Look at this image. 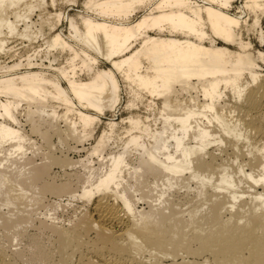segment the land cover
I'll list each match as a JSON object with an SVG mask.
<instances>
[{
  "label": "bare ground",
  "instance_id": "obj_1",
  "mask_svg": "<svg viewBox=\"0 0 264 264\" xmlns=\"http://www.w3.org/2000/svg\"><path fill=\"white\" fill-rule=\"evenodd\" d=\"M80 1L0 0V186L20 188L0 222L27 236L33 188L84 202L0 264H264V0ZM122 94L130 116L95 136ZM91 139L97 167L54 153Z\"/></svg>",
  "mask_w": 264,
  "mask_h": 264
},
{
  "label": "rangeland",
  "instance_id": "obj_2",
  "mask_svg": "<svg viewBox=\"0 0 264 264\" xmlns=\"http://www.w3.org/2000/svg\"><path fill=\"white\" fill-rule=\"evenodd\" d=\"M81 1L75 6H82ZM239 5H241L240 2H239V4L234 6L235 11H238L237 9H239V7L241 8V6H239ZM63 6H72V5H63ZM70 13H73V11H70ZM142 15H143V13H140L138 15V19ZM251 40H252L254 47L256 49L264 50V46L261 47V45L259 44L258 39L256 37L251 36ZM18 41H20V43ZM21 42H22L21 40H14L12 43V46L15 47L16 51H19L22 53V55H24L23 59H25V57L27 58L28 56L35 55V53H34L35 51L33 48H31L28 53H25L23 50L24 46H28V45H23L24 43L22 44ZM245 42H248V41H245ZM16 59H18V57ZM4 60L5 59H3L2 62H4ZM6 63L7 64L11 63V61L7 60ZM263 71H264V67H263ZM127 100L128 99H127L126 95L122 94L121 102L116 107V109L114 111H106L105 112V115L101 118L100 125H98L96 130H95V136H97L99 133L102 132V130L105 128V124L107 122L114 120L115 122L119 123V122H121V120L126 119V118H128V116H130L129 115L130 110H127V108H126ZM149 111L150 110L148 108H145V106L140 105L137 108H135L134 110H131V114L136 113L142 117H146L148 115ZM26 130L31 135L29 127H26ZM33 140L36 141L39 146H41L38 148H42L43 146L44 147H43V149L34 148L32 150H28L27 156L30 158H33L36 165H38V167L41 168L46 163V160L44 158L46 157L48 152L45 150L46 149L45 145H44L45 142H43L42 138L40 139L38 135L34 134ZM55 142H56V139H55ZM94 142H95L94 139H91L90 141L85 142L84 146H83L84 149H82L80 144L78 146V144H76L74 142H70L71 147H76L78 149H75V151L73 149L71 151H68V150H66L67 148L63 150V148H65V147H63L62 149H61V147L60 148L58 147V148H56V150H54V153L56 156L61 157V158H63L64 156L65 157L67 156V158L72 160L73 162H77L78 160L86 159L87 157H89L88 158L89 162H90L89 165L97 167L99 165V161H100L99 158L98 157L95 158V156L91 157L89 154H87L88 149L91 148V146L94 144ZM37 150H39V151H37ZM109 153H110V150L107 148L106 152L104 153V157H107ZM26 168L29 169L31 167H26ZM80 168H81L80 165H78L76 168H72V169L68 168V169L64 170V169H61L59 166H54L52 168V170L50 171L49 177H47L46 180L49 182L54 180L56 182V184H61L65 181H67V179L70 177V176H67L69 173H72L75 171H81ZM10 169L8 170L9 171L8 173H10V175H15L16 173H18L17 172L18 169H16V166H14ZM73 179H75V177ZM74 186L75 187L77 186V183L75 180H74ZM19 189L20 188L16 187L10 195L11 196L20 195ZM36 189L33 188V189H31V191L28 192V195L25 199V203H27V205L21 207L22 210L26 211L25 215H27V212H31L33 215L32 224H29V226L27 225L24 227L25 230L27 231V234H26L27 236L22 241L21 240H13L12 237H13V234L15 233V230H10L6 226L4 227L3 223L0 222V249L1 248L4 249L10 255H14L16 252H19L21 250H23V251L29 250L28 249L29 248V239L33 235H38L39 236L38 239H40L41 243L48 245L47 244L48 243V232L46 231L45 233H42V232H40V230L38 228L40 225V222L45 220L46 215H54L55 214V216L57 218H59L58 223L63 224L65 226H68V225H70L69 223L75 221L77 219V217L82 215L81 214L82 212L84 213V211H83L84 209H82V208H84V207H82L84 205L83 201H81V202L79 200L70 201L69 198H67V197H58V196L50 194V193L39 194L40 190L39 189L36 190ZM7 192H8L7 188L0 186V215L9 219V218H11V214H8L9 209L5 206L3 207L4 202L10 196L7 194ZM36 201H38V203ZM143 206H144L143 204L140 205V207H143ZM144 207L146 208V206H144ZM18 231H21V229ZM28 253H30V251ZM18 264H29V263H27V261H23L20 259V260H18Z\"/></svg>",
  "mask_w": 264,
  "mask_h": 264
}]
</instances>
